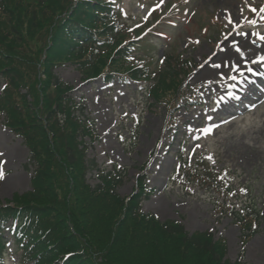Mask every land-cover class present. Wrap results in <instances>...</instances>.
Here are the masks:
<instances>
[{
    "label": "rangeland",
    "instance_id": "obj_1",
    "mask_svg": "<svg viewBox=\"0 0 264 264\" xmlns=\"http://www.w3.org/2000/svg\"><path fill=\"white\" fill-rule=\"evenodd\" d=\"M144 2L145 0H121L120 4L126 11L145 19L149 13L152 15L154 7L162 9L164 2L168 0H155V4H151V1H148L149 4ZM182 2L178 1V6ZM251 4L250 0H191L188 5L193 10L192 18L187 24L176 28L169 27L170 23L165 19L171 16L176 7L171 10V14L166 10L165 17L159 20L160 26L155 32L158 38L152 36L150 43L152 48H148L147 53L156 60L169 53L177 54L180 59L188 57L199 65L213 51L214 44L217 45L233 27L249 18H245V15ZM244 6L245 9L242 11ZM202 24L208 25L203 32ZM44 30V36L40 39L45 38L49 42L50 34L46 28ZM251 39L253 38L249 32H246V35L231 36L221 47L218 59L214 61V64L221 65L219 68L214 67V64L205 66L198 73L202 75L198 76L193 73L196 67L192 66V73L187 80L185 79L189 93H195L197 99L205 102L206 93L214 91L206 87L209 81L217 77L223 78L230 72L241 71L251 59L258 58L260 52L264 51V45H255ZM149 59L150 57L147 61ZM165 61L154 63L155 69L163 67ZM176 65L178 66L179 62L176 61ZM55 74L61 80L74 85V97L84 99V104L93 118L99 143L89 151L88 157H94L98 165L107 171L115 164L125 169L124 173H121V182L116 191L125 205L128 202L127 197L136 187L137 176L143 172L145 175L148 173L147 188L153 189L150 192L151 196L142 201L143 212L152 213L161 221H178L187 232V236L195 235V232L209 231L215 242L223 238L226 242V251L222 250L223 254H217L222 256V263L235 264V260L240 259L242 264H264V104L232 122L217 125L216 119L212 120L213 114L204 110V105L187 103L179 110H174L176 123L171 125L170 129H165L167 125L165 119L169 118L166 117L165 109L169 110L172 105L175 106L174 98L171 104L157 103L133 83L115 82L110 86L100 81L81 83L80 70L71 64L56 67ZM1 82L0 79V88ZM206 128L211 131L206 133L204 131ZM15 137L0 123V153L3 154L0 156V166L6 160L5 170L11 171L7 178L9 184L6 186L0 184V201L6 199L4 203L13 200L14 192L25 191L30 187L32 167L29 152L22 139ZM204 151L208 154L204 166L209 168L214 166L216 170L225 168L229 171L231 185L239 191V197L246 196L245 193L249 191L251 196H256L254 203L259 210L260 218L255 232H252L244 246L241 242L244 228L234 216V213L240 214L241 208L245 207L239 197L228 200L233 203L234 210L232 205L225 203L229 210H233L226 212L216 208L217 195L206 189L204 184L197 185L194 180L178 183L176 180L175 174L183 166L179 165L178 169V158L186 157L187 161L191 162L192 155ZM147 161L150 162L147 164ZM25 164L27 168L24 170ZM210 173L213 175L212 171ZM87 180L92 185L98 183L94 171L88 173ZM119 211L112 210L114 214L101 221L103 224H100V221L95 223V229L104 233L106 226L110 230L112 225L117 228L127 225L126 219ZM248 231L250 234V229ZM111 237L113 238V234ZM98 240L99 238L96 239ZM126 242L127 245L122 247L121 243ZM111 246L115 248L111 255L115 260H111L108 254L102 256L93 252L97 255L92 258L94 263L152 264L150 262L153 258L160 264H182L176 257L177 253H173L175 247L168 248L167 258L163 256L160 258L162 252L158 247L141 251L135 248L134 244H128V240L125 239L118 243L108 240L106 243L102 242L99 248L97 246L94 248L106 253L109 250L105 249ZM150 253L154 257L151 259L148 257L146 260L145 257ZM180 254L184 256L183 251ZM17 256L18 254H14L11 258L8 255V264H14ZM184 257L186 260L199 258L192 253ZM88 262L93 264L88 258L82 259V264Z\"/></svg>",
    "mask_w": 264,
    "mask_h": 264
},
{
    "label": "trees",
    "instance_id": "obj_2",
    "mask_svg": "<svg viewBox=\"0 0 264 264\" xmlns=\"http://www.w3.org/2000/svg\"><path fill=\"white\" fill-rule=\"evenodd\" d=\"M104 3L105 0L79 2L72 11L73 17L62 16L65 9L62 0H6L3 4L0 57L11 66L13 90L10 95L14 91L21 101L13 103L14 108L9 104L3 108L9 115L10 127L29 147L35 169L31 179L33 189L22 195L14 194L15 207H0V224L5 218L4 213H14L21 220L20 225L22 221L27 224L34 238L31 240L37 241L35 246H45L49 250L41 254L39 262L53 261L68 252H71L68 260H73V264H78L82 257L94 262L92 258L97 255L93 252L102 256L108 254L113 260L114 246L107 247L106 253L94 247L99 248L108 240L118 243L125 239L141 251L158 247L162 252L160 258H167L168 248L175 247L173 253H177L182 264H229L221 262V256L217 254L221 255L223 247L214 244L209 234L187 236L178 224L160 222L142 214L140 193L133 194L125 205L114 192L118 176L101 175L102 182L95 187L86 183L85 174L90 164L85 158V148L78 146V131L89 135L93 132L85 118L80 120L72 116V109L77 104L70 99L71 88L57 81L50 85L49 80L40 79L41 62L37 58L41 56L42 48H46L47 57L43 60L46 74L54 61L72 60L77 55L85 67L84 70L81 66L83 73L93 75L90 77L101 73L109 76L111 71L144 77V72L135 68L137 64L130 59L133 45L126 42L129 38L125 36V29L118 26L117 18L107 15ZM44 28L50 34L49 48L47 40L40 39L44 36ZM89 30L96 32L98 38L92 43L89 41L94 36ZM66 34H70L71 42L76 40L77 44L68 42L63 37ZM98 42L99 48L93 49ZM170 75L164 70L153 92L162 100L170 98L171 90L176 87ZM25 81L29 83L19 85ZM21 86L27 88L25 94L19 92ZM50 86H54V90H50ZM28 94L33 95L30 105ZM3 102L11 103L10 96ZM112 210H120L127 225L120 228L112 225L110 230L106 226L104 233L98 232L95 223L113 215ZM29 244L25 248L30 247ZM125 245L127 242L121 243L122 247ZM41 249L44 248L39 251ZM25 250L27 256H35L33 250ZM181 251L184 256L192 253L199 258L186 260ZM148 257L151 259L154 255L148 254L146 260ZM155 262L159 263L152 258L150 263Z\"/></svg>",
    "mask_w": 264,
    "mask_h": 264
},
{
    "label": "snow or ice",
    "instance_id": "obj_3",
    "mask_svg": "<svg viewBox=\"0 0 264 264\" xmlns=\"http://www.w3.org/2000/svg\"><path fill=\"white\" fill-rule=\"evenodd\" d=\"M261 39H264V36H262ZM197 43H198V41H197ZM236 50H237V52H239V48H237ZM260 59H261V60H264V57H261ZM213 66H214V67H217V68L221 67V65H216V64H214ZM230 70H231V69H230ZM225 75H226V74H225ZM231 79L235 80L236 77H231ZM232 87H235V85L233 84ZM233 96H234V93H233V92H228V93H227V96H221L220 99H221V100H224V99H226L227 97H233ZM204 131L207 133V132L211 131V129H207V128H206V129H204ZM2 155H3V154L0 153V156H2ZM209 159H211V157H209ZM2 179H4V172H3V169L0 168V180H2Z\"/></svg>",
    "mask_w": 264,
    "mask_h": 264
}]
</instances>
